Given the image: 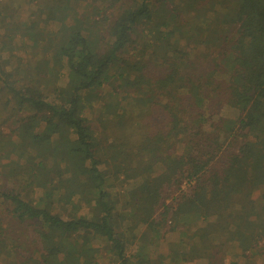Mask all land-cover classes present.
Masks as SVG:
<instances>
[{"label": "trees", "instance_id": "trees-1", "mask_svg": "<svg viewBox=\"0 0 264 264\" xmlns=\"http://www.w3.org/2000/svg\"><path fill=\"white\" fill-rule=\"evenodd\" d=\"M22 1L0 4V264H141L143 227L178 232L181 262L254 264L264 0H31L6 25Z\"/></svg>", "mask_w": 264, "mask_h": 264}, {"label": "rangeland", "instance_id": "rangeland-1", "mask_svg": "<svg viewBox=\"0 0 264 264\" xmlns=\"http://www.w3.org/2000/svg\"><path fill=\"white\" fill-rule=\"evenodd\" d=\"M7 2H9V0H0L1 5ZM17 5L20 6L19 8H17L14 15L9 16L4 20V23L6 25L8 24L10 25L14 22L18 24L27 23L29 10L35 9V4H33L31 0H23L22 2H20V4L18 3L14 4L13 9L17 7ZM5 29L4 27H0V36L3 35ZM46 29L47 31H51V32L56 31V27L54 25L50 27H46ZM28 40H29L28 37L20 39V35H17L14 38H10L9 43H11V45L13 46L14 55H15V57L12 58L11 60L13 66L20 65V63L21 65L24 64V62H22L21 59L22 60L26 59V57H28L29 55V54L27 55V53L29 52L25 48L26 43H29ZM65 82H66V77H64L59 84H64ZM223 114L224 117L230 119H234L236 117L234 113L228 111L224 112ZM129 187L130 186L128 184L121 187V185L117 183L110 189V193H112V195H114L115 193H122L124 191L129 190ZM257 197H258V193L254 195L255 199H257ZM164 204L168 205L169 200L165 199ZM85 208L88 209L87 207ZM143 232H144V227L135 232L138 239L126 250V255L128 257H137V256L142 257L141 264H208L207 260H198L191 263H184L180 261L179 254H181L182 251H186V246L185 244L179 243L180 238L178 232L165 233L163 231L157 240L148 239L149 236L146 235V238L149 240L147 244L144 242H140L139 240V236H141V233ZM238 255L239 252L228 250L227 252L222 254L221 256L222 259L220 260V262H218V264H245L246 262L245 259L241 257H237ZM249 255L251 256L250 262H253L254 264H264V241L260 242L258 244V249L255 252L253 251V253ZM97 263L116 264L109 258L106 250H104L103 248L101 249L100 255L97 257Z\"/></svg>", "mask_w": 264, "mask_h": 264}]
</instances>
